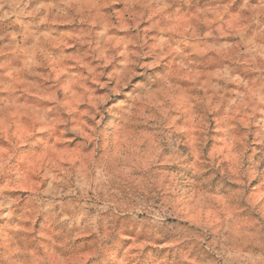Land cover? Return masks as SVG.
Here are the masks:
<instances>
[{
    "label": "clouds",
    "instance_id": "9594fccd",
    "mask_svg": "<svg viewBox=\"0 0 264 264\" xmlns=\"http://www.w3.org/2000/svg\"><path fill=\"white\" fill-rule=\"evenodd\" d=\"M0 264H264V0H0Z\"/></svg>",
    "mask_w": 264,
    "mask_h": 264
}]
</instances>
